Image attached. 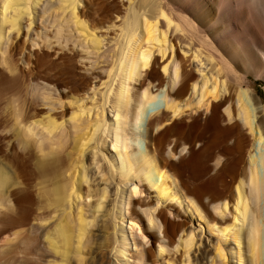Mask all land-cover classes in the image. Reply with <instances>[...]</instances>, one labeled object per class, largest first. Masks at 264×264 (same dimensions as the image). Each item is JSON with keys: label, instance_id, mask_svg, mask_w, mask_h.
Masks as SVG:
<instances>
[{"label": "bare ground", "instance_id": "bare-ground-1", "mask_svg": "<svg viewBox=\"0 0 264 264\" xmlns=\"http://www.w3.org/2000/svg\"><path fill=\"white\" fill-rule=\"evenodd\" d=\"M0 80V264H264V0H0Z\"/></svg>", "mask_w": 264, "mask_h": 264}, {"label": "rangeland", "instance_id": "rangeland-1", "mask_svg": "<svg viewBox=\"0 0 264 264\" xmlns=\"http://www.w3.org/2000/svg\"><path fill=\"white\" fill-rule=\"evenodd\" d=\"M37 14H38V12H36V18H35V21L33 23V30H34V32L39 35L41 32H44V30H45L46 27H49L51 33H54L55 32L54 30H56L57 27H58L57 26V19L58 18L57 17H54V15L53 16H48V15H46V16L39 15L38 16ZM57 14L58 13L56 12V15ZM1 81L4 82V80H0V95L3 94V92H5L4 90H7L9 88V84H8L7 81H5L4 83H2ZM254 86H256V88L259 91V93L261 95H263V98L262 99H263V103H264V81L263 80H258L254 84ZM156 93H157L156 94L157 95L156 96L157 99L156 98L155 99L158 100V101H156V100L153 101L152 100L153 102L152 101L151 102H148V106H149L148 108L149 109H147L146 111H143L142 112V116H144V115L146 116L147 114H149L150 110H152V109L154 110V108L155 109L156 108L158 109V108H163L164 107V105H165L164 90L163 89H160ZM153 103H154V107L152 108V104ZM150 107H151V109H150ZM143 127H144L143 122H140V123L137 124V128L138 129L141 130ZM135 144H136V146H138V144L143 145L144 143H143V141H141V142L135 141ZM262 149H263V145L262 144H259L257 151H260ZM260 204H261V206L263 208V211H264V191H262L261 194H260ZM192 224H193V226H195L197 224V222H192ZM261 224H262V227L264 229V215H263V217L261 219ZM133 233L137 237L138 241L141 244H145V243L149 242V240H151L150 235L148 234V232L144 228L143 222H141L139 220H137V224L134 227ZM203 238L204 239H203V242L201 243V247L205 246V248L208 249V251L210 253H212V249H213L212 246H213V243H215V239L212 238L209 241L208 238H211V237L209 236V233H208V230L207 229L203 230ZM209 242H210V245H209ZM196 254H198V252ZM234 261H235L234 259H232V261H230L229 259H227L225 262H226V264H235Z\"/></svg>", "mask_w": 264, "mask_h": 264}]
</instances>
